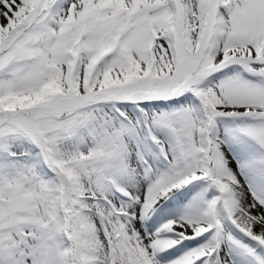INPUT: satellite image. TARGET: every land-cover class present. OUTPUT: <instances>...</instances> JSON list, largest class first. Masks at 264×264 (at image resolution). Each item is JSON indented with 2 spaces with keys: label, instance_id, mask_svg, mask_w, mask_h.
Listing matches in <instances>:
<instances>
[{
  "label": "snow or ice",
  "instance_id": "1",
  "mask_svg": "<svg viewBox=\"0 0 264 264\" xmlns=\"http://www.w3.org/2000/svg\"><path fill=\"white\" fill-rule=\"evenodd\" d=\"M0 264H264V0H0Z\"/></svg>",
  "mask_w": 264,
  "mask_h": 264
}]
</instances>
